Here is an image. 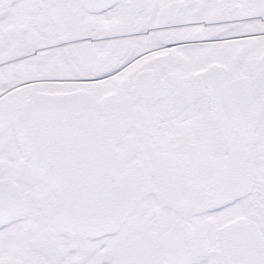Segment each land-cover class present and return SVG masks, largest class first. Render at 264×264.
I'll list each match as a JSON object with an SVG mask.
<instances>
[{"label": "snow or ice", "instance_id": "6c2138e0", "mask_svg": "<svg viewBox=\"0 0 264 264\" xmlns=\"http://www.w3.org/2000/svg\"><path fill=\"white\" fill-rule=\"evenodd\" d=\"M0 264H264V0H0Z\"/></svg>", "mask_w": 264, "mask_h": 264}]
</instances>
